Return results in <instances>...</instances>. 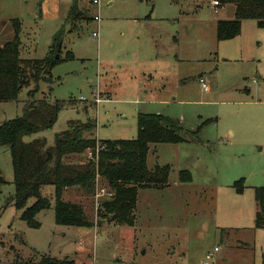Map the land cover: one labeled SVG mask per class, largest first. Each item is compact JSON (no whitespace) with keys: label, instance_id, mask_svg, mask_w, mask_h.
Wrapping results in <instances>:
<instances>
[{"label":"rangeland","instance_id":"374dc122","mask_svg":"<svg viewBox=\"0 0 264 264\" xmlns=\"http://www.w3.org/2000/svg\"><path fill=\"white\" fill-rule=\"evenodd\" d=\"M73 2L0 0V45L16 37L18 20L25 60L47 57L65 29L51 81L31 80L16 100L0 102V126L48 100L63 106L57 123L26 142L40 137L53 146L71 122L89 119L98 140H135L140 114L200 129L201 142L150 146L148 167L170 166L169 185L139 191L134 227L99 223L109 198L101 183L93 197L69 189L63 198L80 204L95 227L58 225L53 186L41 190L51 207L36 216L40 227H29L12 202L11 154L0 147V264L43 255L77 264H202L216 247L215 264H264V230L255 226V191L264 187V28L246 20L237 38L219 41L218 21L234 19L235 6L215 0H81L82 17L68 22Z\"/></svg>","mask_w":264,"mask_h":264},{"label":"trees","instance_id":"16d2710c","mask_svg":"<svg viewBox=\"0 0 264 264\" xmlns=\"http://www.w3.org/2000/svg\"><path fill=\"white\" fill-rule=\"evenodd\" d=\"M80 1L74 0L67 21L82 17ZM212 1V0H211ZM221 7L235 6V18L220 20L217 24L219 41L232 40L241 34L246 20H255L264 28V0H215ZM16 37L0 45V102L14 101L20 90L31 80L36 82L50 78L57 59L59 45L63 44L65 29L55 36L50 54L41 60H25L21 57L19 34L21 24L13 20ZM68 56V55H67ZM73 58V56L71 57ZM67 57V59H71ZM63 106L48 100L28 104L22 117L0 126V147L6 148L12 159L15 195L13 204L25 210L22 220L29 227L39 228L36 220L39 212L51 207V201L43 197L42 188H55V212L58 225L95 227L80 204L65 201L69 189L78 190L90 198L96 194L101 183L112 194L102 202L99 223L118 221L135 226L138 194L145 189H163L169 185L170 166L148 167V154L152 144H180L190 140L200 141V129L185 130L182 123L173 118L157 114H140L139 133L135 140L101 141L93 137L95 122H71L69 129L56 135L55 144L48 146L46 139L36 138L26 142L25 138L51 130L58 121ZM90 154V157H89ZM87 155L85 162H75L77 156ZM181 182L189 183V172L181 173ZM244 181L236 182L238 193L244 191ZM37 202L27 208L30 199ZM257 212L255 226L264 230V187L255 191ZM11 264H77L66 258L58 259L43 255L39 261H15Z\"/></svg>","mask_w":264,"mask_h":264},{"label":"built area","instance_id":"2783aa9c","mask_svg":"<svg viewBox=\"0 0 264 264\" xmlns=\"http://www.w3.org/2000/svg\"><path fill=\"white\" fill-rule=\"evenodd\" d=\"M94 6H99L101 4V0H92ZM216 6H219V3L217 1L214 2ZM94 20L97 22H100V16L96 15L94 17ZM98 35V34H97ZM203 82V81H202ZM205 89L208 90V88L205 86ZM100 102V100L98 101ZM103 191H106V189H103ZM109 197L112 195L108 192ZM100 196V194H99ZM220 251L219 247H216L213 252L208 253L205 258L202 261V264H215V258L216 254Z\"/></svg>","mask_w":264,"mask_h":264},{"label":"water","instance_id":"95a60500","mask_svg":"<svg viewBox=\"0 0 264 264\" xmlns=\"http://www.w3.org/2000/svg\"><path fill=\"white\" fill-rule=\"evenodd\" d=\"M62 47H63V44L61 43L58 47V52H57V55H56V58L59 59L60 58V54H61V51H62ZM104 222H102L103 224Z\"/></svg>","mask_w":264,"mask_h":264},{"label":"crops","instance_id":"0c3cea01","mask_svg":"<svg viewBox=\"0 0 264 264\" xmlns=\"http://www.w3.org/2000/svg\"><path fill=\"white\" fill-rule=\"evenodd\" d=\"M190 183V182H189Z\"/></svg>","mask_w":264,"mask_h":264}]
</instances>
